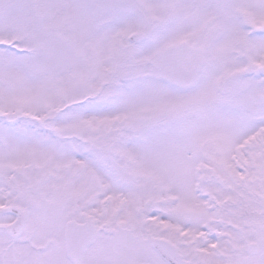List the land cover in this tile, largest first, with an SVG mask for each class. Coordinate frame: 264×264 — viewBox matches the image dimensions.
Masks as SVG:
<instances>
[{
	"label": "snow or ice",
	"instance_id": "1",
	"mask_svg": "<svg viewBox=\"0 0 264 264\" xmlns=\"http://www.w3.org/2000/svg\"><path fill=\"white\" fill-rule=\"evenodd\" d=\"M0 264H264V0H0Z\"/></svg>",
	"mask_w": 264,
	"mask_h": 264
}]
</instances>
